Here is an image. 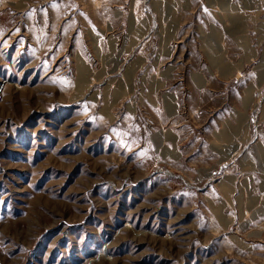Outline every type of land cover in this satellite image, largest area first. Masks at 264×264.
Returning a JSON list of instances; mask_svg holds the SVG:
<instances>
[{"label": "rangeland", "instance_id": "374dc122", "mask_svg": "<svg viewBox=\"0 0 264 264\" xmlns=\"http://www.w3.org/2000/svg\"><path fill=\"white\" fill-rule=\"evenodd\" d=\"M0 264H264V0H0Z\"/></svg>", "mask_w": 264, "mask_h": 264}, {"label": "bare ground", "instance_id": "6f19581e", "mask_svg": "<svg viewBox=\"0 0 264 264\" xmlns=\"http://www.w3.org/2000/svg\"><path fill=\"white\" fill-rule=\"evenodd\" d=\"M220 9H221L222 11H225V10L228 9V7H226L225 5H221Z\"/></svg>", "mask_w": 264, "mask_h": 264}]
</instances>
